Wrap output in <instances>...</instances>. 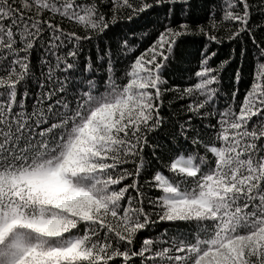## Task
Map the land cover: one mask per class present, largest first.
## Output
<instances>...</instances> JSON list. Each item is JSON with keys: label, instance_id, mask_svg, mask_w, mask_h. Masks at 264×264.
Masks as SVG:
<instances>
[{"label": "snow or ice", "instance_id": "1", "mask_svg": "<svg viewBox=\"0 0 264 264\" xmlns=\"http://www.w3.org/2000/svg\"><path fill=\"white\" fill-rule=\"evenodd\" d=\"M0 264H264V0H0Z\"/></svg>", "mask_w": 264, "mask_h": 264}, {"label": "trees", "instance_id": "2", "mask_svg": "<svg viewBox=\"0 0 264 264\" xmlns=\"http://www.w3.org/2000/svg\"><path fill=\"white\" fill-rule=\"evenodd\" d=\"M223 51H226V49H224ZM223 51L220 53L221 55L223 54ZM253 70H254L253 67H251V66L248 67V69H247L248 75H246V77H245V83L250 82V78H251L250 74ZM245 83H241V85H240L241 92H243V90L245 88ZM239 98H240V94L238 93V99Z\"/></svg>", "mask_w": 264, "mask_h": 264}]
</instances>
